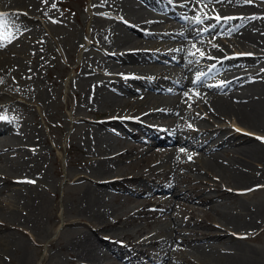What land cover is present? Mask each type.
Instances as JSON below:
<instances>
[{
  "label": "bare ground",
  "instance_id": "obj_1",
  "mask_svg": "<svg viewBox=\"0 0 264 264\" xmlns=\"http://www.w3.org/2000/svg\"><path fill=\"white\" fill-rule=\"evenodd\" d=\"M143 1L88 0L85 17L72 20L61 0H0V264L10 252L35 264L28 250L41 248L46 217L71 236L54 228L39 264H137L142 254L159 264H261L264 248L241 237L264 233V196L249 200L264 192V0ZM217 14L233 19H206ZM50 52L65 57L62 77L71 68L65 83L49 75ZM208 60L216 63L202 75ZM65 111L68 138L87 154L66 171L73 192L65 189L58 215L42 191L53 160L44 130ZM140 133L158 139L146 152ZM149 216L145 236L137 224ZM63 252L70 262H53Z\"/></svg>",
  "mask_w": 264,
  "mask_h": 264
},
{
  "label": "rangeland",
  "instance_id": "obj_2",
  "mask_svg": "<svg viewBox=\"0 0 264 264\" xmlns=\"http://www.w3.org/2000/svg\"><path fill=\"white\" fill-rule=\"evenodd\" d=\"M86 2L87 0L86 1L85 0L83 1L82 0H62V6L63 4H65V6L69 7L70 8L69 12L71 15L72 13L77 12L76 17H72V20H75L76 18L83 19L85 17V13L87 10ZM138 2H140L141 4L143 3L142 0H138ZM63 9L65 10L64 6H63ZM162 16H165V15H162ZM171 21L177 23L175 19H172ZM115 24H118V25L120 24L121 26L126 25L125 22H120V21H118ZM88 29H89V26L87 25L86 32H88ZM126 30H128L130 33H134L129 28ZM113 37H114V34H113ZM148 50L149 49H147V51ZM229 52H232V50H230ZM50 53H51V60H50L49 65H50L51 73L49 75L51 76V78L53 77L57 81L61 83H65V81L68 80L67 77L69 76V74H71V68H68L66 77L65 78L62 77L61 72H63V66L66 65L65 57L61 56L60 54L56 52H50ZM109 55L108 57L111 58L115 55V52H111L109 53ZM209 61H213V60H209ZM159 63H163V61ZM63 93H64V88L61 89V93H60L61 102H63L65 98V94ZM66 114L68 115V113H66L65 111V113L59 112L57 116H52L51 117V127H50L51 133H49L46 128L44 130L47 146L52 150L53 160H50V165H49L50 166V176H51L50 180L48 181L49 191H46V188H43V187H42V191L46 195L48 200H52L53 204L57 206L58 215H60L61 210L63 209L61 205H64L65 203L64 201L62 202L63 193L65 189L66 190L68 189L71 193L73 192L72 191L73 189L70 187L72 185L69 184V181L71 180V178L66 175V171L70 170V172H76L80 170L83 166V163L85 162V154H87L85 150L83 151V148H82L83 144H81L80 139H75V136H74V139L68 138L70 129H69V121L64 120ZM88 114H89L88 117L90 118L100 117V115L97 116V114H99L98 112L93 111L92 113H88ZM37 120L39 121L40 126L41 125L43 126V122L41 118L38 117ZM69 144H71V148H69ZM144 147L148 148L147 145H144ZM75 150L79 151L80 153H77ZM48 156H50V154H48ZM153 160H154V157L151 156V157H148V159H144L143 161L149 164ZM75 161H78L79 164H77ZM124 165H129V163H125ZM0 168L2 169V167ZM129 168L130 167H128V169ZM127 174H130V173H127ZM140 187L146 189V187L142 185H140ZM263 196H264V192L256 193L254 195H251L249 197V200L257 201L259 198H262ZM127 197H128V194L123 193L122 195L115 196L113 201L114 203L115 202L121 203V202L126 201ZM170 212H178V211H176L175 208L170 207ZM68 214L69 216L74 215L72 212H68ZM153 223H154L153 218L149 216L148 218H145L143 220L140 219L137 226L139 225L146 232L144 235L147 236L146 234L153 229V226H154ZM54 228L60 230L59 234H63L64 239L70 238L71 232L63 230V224L60 222V219L56 225L52 226L50 224L49 219H47L46 217L43 223L42 231L35 234V238L36 240H38L37 242H41L42 246L39 249V251L33 250L32 247H31V250H28V261H32L35 264H39V262H41L40 260L43 259V255L45 254L46 250L49 249V246H48L49 240L53 238H57V235L54 237L52 236V232ZM76 230L79 232H83L81 229H76ZM89 231L92 233L94 232L93 229H89ZM253 234L254 233L247 234V235L250 236ZM102 237H105V236L103 235ZM243 241H246V242H243L245 244L253 245L256 247L258 246L260 247L259 249H261V247L264 248V233L260 236H257V238L254 240L251 239L247 241L246 239H244ZM116 246L120 247L119 245H116ZM123 248L125 249L126 247H123ZM106 252L108 254L110 253V251L108 250H106ZM112 255L117 257L114 254ZM2 259L6 262V264H19L18 263L19 254L15 252H10L7 257H2ZM70 260H71V257L69 255L65 256L64 252L60 253L59 255L53 258V262L54 261H64L68 263L70 262ZM119 263L127 264L125 261H122L121 259ZM201 263L209 264L206 261L201 262ZM261 264H264V252L262 254Z\"/></svg>",
  "mask_w": 264,
  "mask_h": 264
},
{
  "label": "snow or ice",
  "instance_id": "obj_3",
  "mask_svg": "<svg viewBox=\"0 0 264 264\" xmlns=\"http://www.w3.org/2000/svg\"><path fill=\"white\" fill-rule=\"evenodd\" d=\"M44 2H46V0H44ZM195 2L197 4H203L205 7L207 6L208 3H223L225 2V0H195ZM228 3H232L233 0H227ZM244 3L246 4H252L253 3V0H244ZM53 7H55V5H53ZM6 19H7V14L5 13H0V27H2L4 25V23L6 22ZM206 19H215L217 23H220L221 21H227V20H230V19H233L232 17H221L219 14H217L216 16L214 17H206ZM196 22L197 23H203L204 21L199 17L197 16L196 17ZM215 25H210L208 28H205L204 31H210L211 28H214ZM3 44H0V47H2ZM193 55H195V53H193ZM238 55H251L250 53H245V54H238ZM200 56L201 58H204L205 57V53L204 52H200ZM209 59H213L212 57H207ZM30 78V77H29ZM197 81L200 80V77L198 76L197 78ZM3 81L0 80V83H2ZM223 82H221V84L219 85H216V87H223ZM209 87H212V85H209ZM185 95H187V93H185ZM198 95V93H197ZM2 118V117H0ZM237 131H239V129H237ZM257 139L259 140H262L264 141V137H256ZM181 151H184V149H181ZM191 158V157H190Z\"/></svg>",
  "mask_w": 264,
  "mask_h": 264
}]
</instances>
